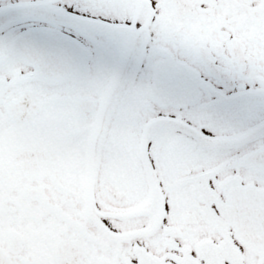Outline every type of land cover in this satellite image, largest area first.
<instances>
[{
	"label": "snow or ice",
	"instance_id": "snow-or-ice-1",
	"mask_svg": "<svg viewBox=\"0 0 264 264\" xmlns=\"http://www.w3.org/2000/svg\"><path fill=\"white\" fill-rule=\"evenodd\" d=\"M0 264H264V0H0Z\"/></svg>",
	"mask_w": 264,
	"mask_h": 264
}]
</instances>
